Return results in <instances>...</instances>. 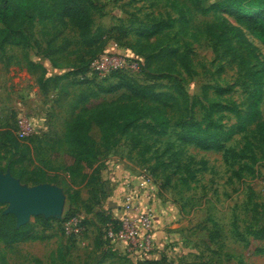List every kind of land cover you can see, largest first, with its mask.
Masks as SVG:
<instances>
[{"label": "rangeland", "instance_id": "374dc122", "mask_svg": "<svg viewBox=\"0 0 264 264\" xmlns=\"http://www.w3.org/2000/svg\"><path fill=\"white\" fill-rule=\"evenodd\" d=\"M99 1L104 15H94L91 34L98 38L116 27L113 36L118 41L99 43L100 48L93 50L94 58L90 59L76 30L50 21H34L27 47L8 46L0 52V173L9 172L11 155L20 150L16 170L22 181L12 177L31 188L23 180L43 172L48 176L43 184L63 192L61 219L72 210L85 221L82 234L76 238L65 233L61 219L30 217L23 226L29 238L11 245L0 242V257L6 264H264V132L255 130V125L246 123V130L235 133L222 151L188 146L178 154L180 148L171 146L177 130L167 137L144 136L138 145L117 137L107 155L99 149V174L82 165L76 167L65 141L66 126L80 109V95L98 94L99 87L115 84V77L104 78L118 69L121 61L138 62L140 67L143 60L136 56L135 30L177 19L174 7L182 10L186 29L179 33L180 27L175 25L164 44L190 56L188 73L177 69L175 74L190 102L196 99L208 107L203 88L209 87L208 97L224 105L214 90L229 89L224 98L233 101L241 115L247 112V79L229 58L215 54L210 38L200 32L214 17L236 31L251 56L240 52L256 71L264 70V45L237 25L236 14L225 7L202 15L188 0ZM221 1L204 0L202 6L214 7ZM49 50L55 53L46 56ZM30 61L33 66L28 65ZM85 66L89 72L84 77L73 74ZM125 73L141 85L154 83L168 90V80L152 81L148 71L140 73L139 68ZM120 94L99 93L90 104L110 102ZM260 112L264 120V102ZM223 116L220 124L227 131L236 120L229 113ZM218 117L213 116V120ZM202 118L203 111L197 106L192 120ZM90 136L101 145L100 130L93 128ZM111 153L126 158L138 174L145 171L152 178L144 190L148 200L139 201V212L152 210L154 225L152 241L145 250L128 251L120 238L112 242L107 236L104 220L118 221L122 213L121 196L109 182ZM131 193L138 199L141 196L135 189ZM6 209V204H0V214Z\"/></svg>", "mask_w": 264, "mask_h": 264}, {"label": "trees", "instance_id": "16d2710c", "mask_svg": "<svg viewBox=\"0 0 264 264\" xmlns=\"http://www.w3.org/2000/svg\"><path fill=\"white\" fill-rule=\"evenodd\" d=\"M188 1L192 9L202 15L215 8L225 7L232 10L236 14V24L245 28L252 38L264 45V0H223L209 8H203L204 0ZM103 8L99 0H0V52H4L8 46L27 47L31 39L30 27L34 21H50L58 27L76 30L80 42L92 59L96 54L93 50L100 48L99 43L106 40L118 41L113 36L116 27L98 38L91 34L93 17L95 14L103 16ZM173 9L177 12V19L170 18L166 22L151 23L135 30L138 33L136 56L143 60L139 67L140 73L148 71L152 81L168 80V90H161L154 83L141 85L138 81L130 79L125 71L116 70L104 78V81L115 77L117 82L109 84L104 89L99 87L98 92L108 95L121 92L115 100L90 104V100L96 99L98 94H81L77 102L80 109L70 118L65 134V141L72 150L76 167L82 165L83 168L93 169V173L99 174L97 165L101 156L99 149H103L107 155L114 147L117 137L129 138L133 144L138 145L144 136L167 137L170 131L177 130L176 139L171 146L180 148L178 154H181L188 146H195L200 150L222 151L225 143L235 133L246 130V123L255 125V130L264 132V120L260 112V105L264 102V70L256 71L249 66V60L242 55L245 53L250 57V50L240 41L236 31L219 17H214L213 23L205 24L200 32L210 38L215 54L220 53L223 59L229 58L247 79L248 90L245 98L247 112L241 115L236 104L224 98V95L229 94V89L214 90L216 97L223 98L224 105L208 97L209 87L203 88V99L209 103L208 107L196 99L190 102L181 80L175 76L177 69L188 73L190 56L164 44L167 33L175 25L180 27L179 33L186 29L182 10L178 7ZM58 35L57 33L56 36ZM54 53V50H49L45 55L52 56ZM32 63L30 61L28 65L33 66ZM87 72L89 70L85 66L75 70L73 74L84 77ZM82 80L84 81V78ZM39 88L42 91L40 84ZM197 106L203 111V118L196 122L192 120V116ZM225 113L233 115L236 120V124L227 131H223L220 124ZM213 116L219 117L214 121ZM93 128L101 132V145L90 136ZM19 157L20 150L13 152L7 169L12 176L22 181V175L16 170V164L20 162ZM76 167L71 169V173ZM47 179L48 176L43 172H35L34 177L23 181L31 186H37L46 183ZM74 216H77V213L71 210L59 223L62 224ZM84 224L83 220V226ZM110 225L115 231L119 229L118 221L109 218L104 220V226ZM261 231L264 233V228ZM27 238L29 234L24 231V227L16 228L14 216L0 214V242L11 245ZM150 263L153 262L147 264ZM0 264H6L3 257H0Z\"/></svg>", "mask_w": 264, "mask_h": 264}, {"label": "built area", "instance_id": "2783aa9c", "mask_svg": "<svg viewBox=\"0 0 264 264\" xmlns=\"http://www.w3.org/2000/svg\"><path fill=\"white\" fill-rule=\"evenodd\" d=\"M119 68L116 70L136 71L139 69L138 62L131 64L121 61ZM115 70V71H116ZM152 178L144 171L140 173L139 180L136 185V190H145L149 187ZM137 195L126 196L121 204V218L118 220L119 229L115 231L112 226H106L107 236L112 242L117 238L125 244L126 250H145L152 241L154 225L152 220V210L150 208L139 212V201ZM117 221V220H115ZM63 230L67 235L79 237L83 232V219L79 216H74L62 223Z\"/></svg>", "mask_w": 264, "mask_h": 264}, {"label": "water", "instance_id": "95a60500", "mask_svg": "<svg viewBox=\"0 0 264 264\" xmlns=\"http://www.w3.org/2000/svg\"><path fill=\"white\" fill-rule=\"evenodd\" d=\"M65 198L60 188L48 184L31 188L20 185L10 172L0 173V204L7 205L4 215L16 219V228L25 226L30 217L61 219Z\"/></svg>", "mask_w": 264, "mask_h": 264}, {"label": "crops", "instance_id": "0c3cea01", "mask_svg": "<svg viewBox=\"0 0 264 264\" xmlns=\"http://www.w3.org/2000/svg\"><path fill=\"white\" fill-rule=\"evenodd\" d=\"M105 18L106 17H103V19ZM101 22L103 23L104 20ZM108 159L110 166L108 171L109 182L116 188L115 194L121 196V200H123L126 196H129V194H132V189L136 188L140 174L137 173V170L135 171V168L126 158L116 153H111ZM139 193L141 196L137 201L143 203L145 200H148V193L146 191L140 190Z\"/></svg>", "mask_w": 264, "mask_h": 264}]
</instances>
